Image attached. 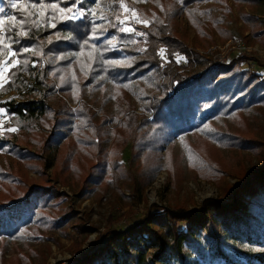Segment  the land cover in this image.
<instances>
[{"label":"trees","instance_id":"1","mask_svg":"<svg viewBox=\"0 0 264 264\" xmlns=\"http://www.w3.org/2000/svg\"><path fill=\"white\" fill-rule=\"evenodd\" d=\"M228 1L124 0L129 8L150 21L147 26L130 22L136 31L144 33L135 36L119 31V25L111 26L117 15L121 19L131 15L121 14L119 0H82L78 7L86 15L81 19L57 21L55 29L46 23L28 26L27 37L12 34L19 40L13 44L14 51L22 52L29 47L37 54L28 52L19 57L28 64L22 70L9 68L8 83L0 88V98L10 91L21 95L19 102L0 101L9 119L5 125L17 129L0 131V153L13 161V165L0 164L1 240L7 236L17 240L26 234L38 237L39 229L51 226L50 210L55 206L52 184L43 179L41 184L27 186L20 175L23 164L35 171L44 170L36 158L42 159L47 151L56 153L54 179L77 188L79 194L99 198L109 188L116 195H124L121 186L129 188L131 184L142 195L161 165L176 186L182 180L179 173L183 158L195 175L204 180L217 181L223 177L225 168L213 155L211 142L223 147H246L252 135L243 113L264 107V76L259 71L264 70V65L241 51L222 63L213 62L209 54L199 51L208 49L216 40L225 42L233 37L223 19L211 14V8L216 7L225 16L231 9ZM71 2L68 0L69 6ZM211 2L213 6L208 4ZM23 3L24 0H19L13 9L8 0H0V7L5 9L0 17L22 19L26 14L21 8ZM97 3L100 8L94 18L89 10L96 8ZM230 3L238 10V18L244 24L242 31L250 33L246 42L261 41L258 15L261 0H230ZM182 13L194 30L191 45L186 31L180 30L177 22ZM101 15L105 19H99ZM95 25L107 30L95 32L99 38L90 39ZM19 27L17 24L16 28ZM85 40H89V45H84ZM107 40H113L116 46H109ZM132 40L136 43H131ZM92 45L98 51L93 54L95 59L89 61ZM82 46L83 55L78 62L74 54ZM160 48L166 49L167 65L158 55ZM176 54L184 55L187 63H176ZM42 58L45 61L41 65ZM109 60L121 61V66L106 64ZM247 60L259 69H240L239 64ZM80 63L91 64V68L82 72ZM170 63L174 66L170 67ZM165 72L172 76L171 93L161 81ZM160 84L163 90L156 94ZM136 103H140L141 113H136ZM150 110L152 116L148 118L145 112ZM215 118H231L237 129L205 130L203 142H185L182 154H174L171 146L174 136L179 139L187 132L202 130ZM29 140L32 145L42 146V153L21 146ZM167 142L162 164L160 150ZM128 143L130 165L138 170L134 182L122 161V151ZM189 152L197 159L190 161ZM250 177V180L248 176L240 178L224 199L206 200L202 214L176 208L145 215L125 229L107 231L105 243L100 239L71 261L73 264H264V169L253 171ZM79 231L84 232L81 227ZM35 256H40L36 259L40 260L39 247L8 259L0 251V264H41L34 260Z\"/></svg>","mask_w":264,"mask_h":264},{"label":"rangeland","instance_id":"2","mask_svg":"<svg viewBox=\"0 0 264 264\" xmlns=\"http://www.w3.org/2000/svg\"><path fill=\"white\" fill-rule=\"evenodd\" d=\"M228 2L231 5V9L225 16L216 7L211 8V14L223 19L224 23L232 30L233 37L225 42L216 40L208 49H200L199 51L209 54L208 56H211V60L218 63L229 61L233 54L241 51L251 60L254 59L259 64L264 65V0H261V7L258 12L259 18L261 19L260 28L262 29V40L254 39L250 42H246L245 37L249 36L250 33L248 30L242 31L244 24L238 18L239 13L237 8L230 3V0ZM208 4L214 5L212 2ZM177 22L179 23V29L186 31L188 36L187 42L191 45L194 30L189 26L183 13L177 17ZM222 51L226 58L224 60L222 59L223 61H219L218 53ZM178 55L183 56L184 59L180 62L176 61V63L186 64V57L182 54ZM7 59L10 63V58ZM44 61L45 59L42 58L40 64L42 65ZM172 66H174V63H170V67ZM247 67L254 70L259 69L250 60L239 64L240 69ZM259 71L264 76V70ZM4 78H8L7 72L4 73ZM163 80L166 87H168V92L171 93V74L165 72L161 78V81ZM162 90L163 85L160 84L156 90V94L161 93ZM11 99L19 102L21 100L20 93L10 91L5 93L0 98V101ZM136 104V113H141L142 111L139 110L140 103ZM0 110H2L0 112V131L15 128L13 125H5L9 123V119H7V114L2 107H0ZM243 114L246 121L245 125L252 135L251 140L245 143L247 144L246 147H223L209 141L211 142L210 148L213 155L225 168V174L217 181L204 180L196 176L194 170L187 165L186 160L183 158V165L180 166L179 173L182 180L176 186L172 183L164 165H161L162 167L155 171L151 182L143 189L142 195L134 191V185L131 184L129 188L121 186V191L124 195H116L114 194L113 188H109L99 198V196L93 194H79L77 188L74 189L69 184H62L59 180L53 178L52 168L56 155L53 150L43 153L42 155L44 157L42 159L36 158V162L41 163L40 165L44 170L40 169L35 171L33 168L23 164L20 175L25 180L27 186L41 184L43 179L50 181L52 184L51 195L53 196L52 201L55 206L50 210L51 226L39 229L38 237H32L26 234L23 238L17 240L10 236L5 237L3 240L0 239V251L3 253L4 258L8 259L12 255L27 253L31 248L39 247L42 256L40 260H36L40 256H35L36 258L34 260L37 262L41 264H73L71 261L72 257L86 252L89 247L94 246L100 239H103L102 243H105L107 240V231L117 227L119 229H125L130 224L141 221L145 215H154L163 210L176 208L195 211L200 214L204 213L203 204L206 200L224 199L226 192L231 187H234L240 181V178L248 176V180H250V174L253 171L264 169V107H256ZM145 115L150 118L152 116V110L145 112ZM206 125L210 131H234L238 126L231 118H215L206 123L202 130L187 132L179 139L174 136L171 145L174 154H182L185 142L188 144L191 142H203L201 140H205L206 138ZM21 146L42 153V146L36 145L35 143L32 145L31 140L22 142ZM167 146L168 142L164 143L160 150L159 159L162 164L164 163V149ZM122 161L134 182V178L138 177V170L134 165H130V143L122 151ZM0 164L3 166L13 165V161L8 155L0 153ZM236 197L237 194H235ZM57 221L60 223L56 224ZM181 225L184 224L182 223ZM80 227L84 232L79 231ZM150 250L147 251L150 252Z\"/></svg>","mask_w":264,"mask_h":264},{"label":"snow or ice","instance_id":"3","mask_svg":"<svg viewBox=\"0 0 264 264\" xmlns=\"http://www.w3.org/2000/svg\"><path fill=\"white\" fill-rule=\"evenodd\" d=\"M19 0H8V4L11 8L16 9L18 6ZM82 3V0H72L71 5H68V0H55V2H49V0H24V3L21 5L22 10L25 11V15L22 19H17V17L13 16L7 18V20L3 17H0V56L5 57V59H0V88H3L4 84L8 83L7 79L4 78V73L8 71L9 68H16L18 70H22L24 65L28 64L27 60L20 59L24 53L33 52V54H37L35 50L25 47L23 51L13 50V44L19 43L18 39L13 38V33L16 37H27L29 35L26 28L28 26L40 27L43 23H46L50 28L55 29L57 27V21L63 22L67 20H78L85 17L86 12L78 7L79 4ZM119 8L122 10V13H131V15H124L123 19H121L120 15L116 16L114 22L111 23L112 27H116L119 25V31L123 33H127L135 36H142L144 33L136 31L133 27H131L130 22H135L137 24H144L147 26L150 21L145 19L139 14L134 8H129L124 0H119ZM100 8V4H96V8L89 10V14L94 18L97 17V9ZM5 9L0 7V14L4 13ZM99 19H105V16H99ZM19 24V29L16 28V25ZM107 29H101L100 25H95L93 28V36L90 39H98L99 37L95 35L97 31H106ZM106 43L115 47V42L113 40H107ZM131 43H136L135 40H132ZM84 45H89V40L84 41ZM140 51H144L145 49H139ZM98 51L95 45L91 46V51L88 53L89 61L95 59L93 55ZM79 62V58L83 55V46L81 47V51L74 54ZM158 55L163 60H167L166 57V49L161 48L159 50ZM16 57L15 59H11L9 63L7 58ZM175 59L177 62H180L184 59L183 56L176 54ZM106 64L113 66H121V61L118 60H109L105 61ZM80 68L82 72H85L86 69L91 68V64L85 65L80 63ZM63 79V77H62ZM75 79V76H73ZM75 88V85H73ZM127 87V85H124ZM115 97H113L114 99ZM2 112V110H0ZM206 130L207 125L205 126ZM17 129L8 128L6 131L14 132ZM197 159L194 154L189 152V160L193 161Z\"/></svg>","mask_w":264,"mask_h":264},{"label":"built area","instance_id":"4","mask_svg":"<svg viewBox=\"0 0 264 264\" xmlns=\"http://www.w3.org/2000/svg\"><path fill=\"white\" fill-rule=\"evenodd\" d=\"M218 57H219L218 58L219 61H221L222 59L224 60L226 58V57H224V52L223 51L218 53Z\"/></svg>","mask_w":264,"mask_h":264}]
</instances>
